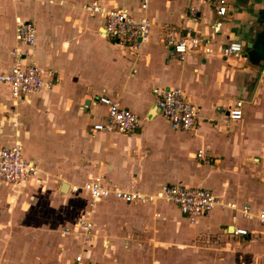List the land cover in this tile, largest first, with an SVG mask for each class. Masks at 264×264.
Here are the masks:
<instances>
[{"label": "crops", "instance_id": "crops-1", "mask_svg": "<svg viewBox=\"0 0 264 264\" xmlns=\"http://www.w3.org/2000/svg\"><path fill=\"white\" fill-rule=\"evenodd\" d=\"M93 1L146 16L149 43L136 50L106 37L103 17L86 9ZM147 3L142 12V0H0V71L12 66L17 20L31 21L32 60L52 82L17 101L0 83V150L21 143L43 172L21 188L0 180V264H71L80 252L88 264H264L256 220L264 211V61L253 64L247 51L264 35V0H242L222 19L201 7L197 22L189 17L192 0ZM170 30L205 40L211 53L179 60L164 44ZM230 41L243 44L241 59L224 56ZM155 88H180L198 108L191 130L172 129ZM101 96L138 115L140 127L93 130L108 110ZM238 101L243 116L232 121L227 112ZM99 176L147 194L165 185L203 188L238 211L217 207L192 225L166 202L108 197L91 207L81 188ZM83 218L94 224V239L82 250L76 224Z\"/></svg>", "mask_w": 264, "mask_h": 264}, {"label": "built area", "instance_id": "built-area-1", "mask_svg": "<svg viewBox=\"0 0 264 264\" xmlns=\"http://www.w3.org/2000/svg\"><path fill=\"white\" fill-rule=\"evenodd\" d=\"M194 5L189 9L191 21L199 20L201 7H208L218 18L228 15L231 8L242 0H192ZM147 0H142L141 11L147 10ZM86 9L92 14L101 15L104 19V34L117 45L130 49L140 50L149 43L151 38V22L146 16H136L127 9H115L104 11L97 1H93ZM189 32L191 28H188ZM16 40L19 44L12 52L13 64L10 68L0 71V83L9 87L11 97L17 101L30 95L48 90L52 86L51 81H45L39 66L32 60L31 50L36 43V28L31 21L17 20ZM164 44L171 49L172 53L181 61H184L194 51L205 54L211 53L207 42L192 34L179 36L170 30L165 34ZM23 46L25 48H22ZM241 42L230 41L224 48V56L227 59H241L244 53ZM264 77V70L262 72ZM155 105L160 115L168 121L172 129L191 130L198 117V108L191 103L180 88H155L152 91ZM98 101L107 107L105 118L93 125V130L112 133H129L140 127L141 119L131 110L121 106L119 102L109 96H101ZM243 102L238 101L234 107L228 109V117L232 121L242 119ZM221 108H218L220 110ZM16 124V122H14ZM200 151L198 156L201 157ZM40 172L36 161L27 158L23 153L21 143L4 147L0 150V180L15 188L23 187L30 178H35ZM90 199L91 207L101 200L112 197L125 204L131 203H156L166 202L175 205L179 212L190 224H198L203 218L209 217L217 207L228 208L236 211L234 203H223L213 193L203 188H188L182 185H165L158 191L147 194L141 191H124L117 187H110L102 176H99L81 188ZM80 190L73 187V191ZM238 211V210H237ZM242 215L249 219L248 209L242 210ZM236 220L237 216L234 215ZM256 220L264 227V211H259ZM94 224L87 218L80 219L76 224V235L83 250L94 239ZM237 235H248L246 229L234 230ZM71 264H88L82 252L78 253Z\"/></svg>", "mask_w": 264, "mask_h": 264}, {"label": "trees", "instance_id": "trees-1", "mask_svg": "<svg viewBox=\"0 0 264 264\" xmlns=\"http://www.w3.org/2000/svg\"><path fill=\"white\" fill-rule=\"evenodd\" d=\"M249 53L248 57L250 61L259 66L264 61V35H261L258 39V44L254 48L247 49Z\"/></svg>", "mask_w": 264, "mask_h": 264}, {"label": "rangeland", "instance_id": "rangeland-1", "mask_svg": "<svg viewBox=\"0 0 264 264\" xmlns=\"http://www.w3.org/2000/svg\"><path fill=\"white\" fill-rule=\"evenodd\" d=\"M12 64H13V58H12ZM40 68V67H39ZM42 71V70H41ZM39 165V168H40V172H39V174H38V176L37 177H39L40 178V176H41V174L43 173L42 172V167L40 166V164H38Z\"/></svg>", "mask_w": 264, "mask_h": 264}, {"label": "water", "instance_id": "water-1", "mask_svg": "<svg viewBox=\"0 0 264 264\" xmlns=\"http://www.w3.org/2000/svg\"><path fill=\"white\" fill-rule=\"evenodd\" d=\"M248 47L251 48V47H252V44H249ZM65 187H66V186H65Z\"/></svg>", "mask_w": 264, "mask_h": 264}]
</instances>
